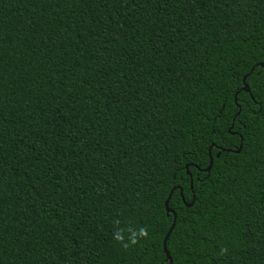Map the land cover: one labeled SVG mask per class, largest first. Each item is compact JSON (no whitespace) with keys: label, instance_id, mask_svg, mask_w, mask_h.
<instances>
[{"label":"trees","instance_id":"16d2710c","mask_svg":"<svg viewBox=\"0 0 264 264\" xmlns=\"http://www.w3.org/2000/svg\"><path fill=\"white\" fill-rule=\"evenodd\" d=\"M261 63L264 0H0V264H168L170 191L171 264H264Z\"/></svg>","mask_w":264,"mask_h":264},{"label":"clouds","instance_id":"9594fccd","mask_svg":"<svg viewBox=\"0 0 264 264\" xmlns=\"http://www.w3.org/2000/svg\"><path fill=\"white\" fill-rule=\"evenodd\" d=\"M118 223V222H117ZM125 232H127V241L125 240ZM148 238V231L146 227H141L138 230L134 228H119L113 234V239L121 244L124 249L135 246L142 239ZM227 249L221 248L220 255H226Z\"/></svg>","mask_w":264,"mask_h":264},{"label":"water","instance_id":"95a60500","mask_svg":"<svg viewBox=\"0 0 264 264\" xmlns=\"http://www.w3.org/2000/svg\"><path fill=\"white\" fill-rule=\"evenodd\" d=\"M263 65H264V64L261 63V64H260V67H262ZM245 77H246V75L242 78V82H243V83H244V79H245ZM243 90H244L245 92L248 91V88H247V86H246L245 84H243ZM239 149H240V146L234 151V153H238V152H239ZM211 163H212V160H211V158H209V160H208V165H207V167H206L205 170H204L205 172H208V171H209V169H210V167H211ZM174 188L177 189L176 187H174ZM190 188H191V187H190ZM170 192H171V191H170ZM170 192L168 193V195H167V197H166V199H165L163 205H164V211H165V214H169V213L172 214V220H171V224H170L169 228L167 229V231H166V233L164 234V236H163V238H162V241H161L162 251H163V253H164V255H165V259L168 261V264H171V260H170L168 254H167V252H166V250H165V242H166V239H167L168 235L170 234V232H171V230H172V228H173L174 222H175V214H174L170 209H168V207H167V202H168V199H169V197H170ZM178 192H179V194H180V189H178ZM186 206L189 207V204L186 205Z\"/></svg>","mask_w":264,"mask_h":264}]
</instances>
